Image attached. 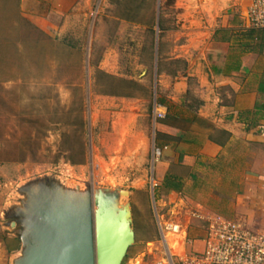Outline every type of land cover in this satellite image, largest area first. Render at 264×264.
<instances>
[{"label": "rangeland", "instance_id": "rangeland-1", "mask_svg": "<svg viewBox=\"0 0 264 264\" xmlns=\"http://www.w3.org/2000/svg\"><path fill=\"white\" fill-rule=\"evenodd\" d=\"M244 1L79 0L69 14L45 23L28 19L21 0H0L1 249L10 238L19 241L21 214L41 187L102 193L116 208L130 207L137 236L123 264L171 258L181 264L203 249L213 209L237 216L250 231L263 229L241 215L258 209L254 181L248 189L240 181L211 180L204 193L191 182L185 196L167 202L156 195L154 129L142 121L159 81L167 75L169 86L187 74L188 64L175 58L189 33L210 32L216 14L230 2L245 10ZM127 102L145 116L123 132L114 115ZM171 224L181 233L168 231Z\"/></svg>", "mask_w": 264, "mask_h": 264}, {"label": "crops", "instance_id": "crops-1", "mask_svg": "<svg viewBox=\"0 0 264 264\" xmlns=\"http://www.w3.org/2000/svg\"><path fill=\"white\" fill-rule=\"evenodd\" d=\"M78 2L21 0V5L29 14L28 19L47 23L45 18L66 16ZM231 3L230 9L216 14L210 32L189 33L191 40L181 46L182 53L175 58L188 64L187 74L176 78L169 86L167 75L164 81H159V92L146 116L127 102L124 109L114 115V127L130 132L144 116L142 121L151 123L155 136L152 157L154 148L163 149L158 161L153 157L156 195L163 201L175 195L185 196L191 182H198L196 187L204 193L211 180L240 181L248 189L254 181L255 194L251 197L259 199L257 208L262 214L254 208L243 210L245 213L241 215L246 223L249 219L264 224V30L251 26L249 0L243 2L247 7L242 11ZM156 67V77L161 76L160 68ZM158 112L165 117L158 118ZM168 177L182 183L180 192L164 187ZM212 212L213 217L205 218L207 227L218 218L240 221L235 215L214 209ZM20 232L19 241L10 238L3 249L0 246V264H17L25 257L28 250L25 227ZM135 233L137 236L136 230ZM169 234L170 238L177 236ZM166 245V250L172 254L169 240L168 247ZM137 249L140 254L142 247ZM134 261L129 264H135ZM179 261L184 264L186 258ZM168 264L176 263L171 258Z\"/></svg>", "mask_w": 264, "mask_h": 264}, {"label": "water", "instance_id": "water-1", "mask_svg": "<svg viewBox=\"0 0 264 264\" xmlns=\"http://www.w3.org/2000/svg\"><path fill=\"white\" fill-rule=\"evenodd\" d=\"M21 217L28 250L17 264H123L136 242L130 207L102 193L41 187Z\"/></svg>", "mask_w": 264, "mask_h": 264}, {"label": "built area", "instance_id": "built-area-1", "mask_svg": "<svg viewBox=\"0 0 264 264\" xmlns=\"http://www.w3.org/2000/svg\"><path fill=\"white\" fill-rule=\"evenodd\" d=\"M248 18L253 28L264 30V0H249ZM157 117L163 119L164 113ZM163 149L154 148L158 161ZM179 225H169L168 231L179 233ZM201 251H194L184 264H264V227L250 231L238 221L218 218L209 223Z\"/></svg>", "mask_w": 264, "mask_h": 264}, {"label": "trees", "instance_id": "trees-1", "mask_svg": "<svg viewBox=\"0 0 264 264\" xmlns=\"http://www.w3.org/2000/svg\"><path fill=\"white\" fill-rule=\"evenodd\" d=\"M161 28H163V26L161 25ZM165 188H168V190H175L180 192L181 191V187H182V183L178 180H174L171 177H168V181H166V183L164 184Z\"/></svg>", "mask_w": 264, "mask_h": 264}, {"label": "bare ground", "instance_id": "bare-ground-1", "mask_svg": "<svg viewBox=\"0 0 264 264\" xmlns=\"http://www.w3.org/2000/svg\"><path fill=\"white\" fill-rule=\"evenodd\" d=\"M135 264H141V263H140V261H138V262H137V263H135ZM142 264H143V263H142Z\"/></svg>", "mask_w": 264, "mask_h": 264}]
</instances>
